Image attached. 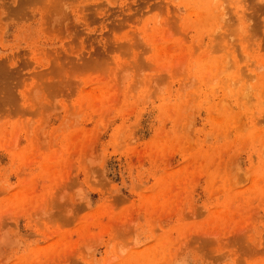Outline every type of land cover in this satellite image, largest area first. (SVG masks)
<instances>
[{"label": "rangeland", "instance_id": "1", "mask_svg": "<svg viewBox=\"0 0 264 264\" xmlns=\"http://www.w3.org/2000/svg\"><path fill=\"white\" fill-rule=\"evenodd\" d=\"M0 264H264V0H0Z\"/></svg>", "mask_w": 264, "mask_h": 264}]
</instances>
